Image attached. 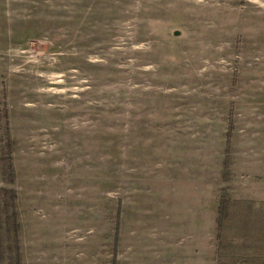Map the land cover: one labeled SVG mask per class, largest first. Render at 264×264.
<instances>
[{
	"label": "rangeland",
	"instance_id": "rangeland-1",
	"mask_svg": "<svg viewBox=\"0 0 264 264\" xmlns=\"http://www.w3.org/2000/svg\"><path fill=\"white\" fill-rule=\"evenodd\" d=\"M241 104L264 0H0V264H256L226 255Z\"/></svg>",
	"mask_w": 264,
	"mask_h": 264
},
{
	"label": "crops",
	"instance_id": "crops-1",
	"mask_svg": "<svg viewBox=\"0 0 264 264\" xmlns=\"http://www.w3.org/2000/svg\"><path fill=\"white\" fill-rule=\"evenodd\" d=\"M247 107V104L240 105L241 113L237 116L236 133L232 145L233 162L231 176L230 180L223 186L226 191L225 194H227V197L230 199L227 204L229 218L226 235L229 237L228 240H230V232H234V224L232 223L234 219H242V221L239 222L240 227L247 219L249 224L255 223L261 225V243H263L264 132L259 129H263L262 121L264 117L263 115H260L257 110H252L253 113L246 114L247 109L255 108L253 105L249 108ZM217 199L218 198L213 194L212 209L216 210ZM212 212L213 210L211 211V214ZM240 227L239 231H244L246 238L241 235L243 238L241 237L239 241H242V244L238 243L236 248H227L226 255L227 253H230L234 255V257L229 259H235L236 257L240 258L241 254L244 253L242 256L254 259L256 264H263L264 244H262V252H260V255L255 256V250L252 248L258 243L257 240H249L246 229ZM231 263L242 264L241 261L237 262L234 260Z\"/></svg>",
	"mask_w": 264,
	"mask_h": 264
},
{
	"label": "trees",
	"instance_id": "trees-1",
	"mask_svg": "<svg viewBox=\"0 0 264 264\" xmlns=\"http://www.w3.org/2000/svg\"><path fill=\"white\" fill-rule=\"evenodd\" d=\"M1 163H2L1 165L3 168V174H4L6 182H9V183L14 182L15 179H14V170H13V166H12V153H11V151L9 153H7V156H3ZM7 175L9 176L10 180H8L9 178L7 179ZM1 193L3 195H8L10 197L9 205L10 206L12 205V208L9 209L7 207L5 209V212L9 215V218L12 219L13 225H14V231L17 232L18 231V226H17V222H16L17 212L14 209V203H15V200L17 199V193L14 190H5V189L1 190ZM16 241H18L17 238H16ZM17 253H18V256L20 257V248H17Z\"/></svg>",
	"mask_w": 264,
	"mask_h": 264
}]
</instances>
